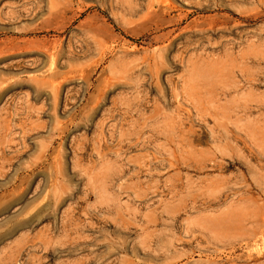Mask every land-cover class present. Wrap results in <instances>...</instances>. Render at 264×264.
Here are the masks:
<instances>
[{"label": "rangeland", "instance_id": "1", "mask_svg": "<svg viewBox=\"0 0 264 264\" xmlns=\"http://www.w3.org/2000/svg\"><path fill=\"white\" fill-rule=\"evenodd\" d=\"M170 1L165 18L195 12L159 26V0H0V264H264V0ZM185 77L206 112L172 97ZM140 108L158 112L159 151L112 126ZM105 168L113 185L87 195Z\"/></svg>", "mask_w": 264, "mask_h": 264}, {"label": "bare ground", "instance_id": "2", "mask_svg": "<svg viewBox=\"0 0 264 264\" xmlns=\"http://www.w3.org/2000/svg\"><path fill=\"white\" fill-rule=\"evenodd\" d=\"M159 2L160 3H164L165 4V6H164V8H163V10H162V13H159V26H161V25H166V26H171V25H175V26H180V24L186 19V18H188V16L190 15V14H192L193 12H195V10H193V9H188V10H186V11H180V12H178V14L175 16V17H173V18H165L166 16V14L167 13H170L171 11H173L174 10V8L175 7H177L176 5H174L173 4V2H171L170 0H159ZM152 14L153 13H156V12H151ZM156 15H158L157 13L154 15L153 14V18L156 16ZM156 18V17H155ZM158 18V17H157ZM210 26H212V25H210ZM178 27H175L174 29H177ZM213 28V27H212ZM174 29H171L169 32L171 33ZM201 30H203V28H200ZM179 35V34H178ZM12 47H14V46H12ZM167 47V46H166ZM207 62H209V60L208 59H206V58H204L203 56H202V54H200V53H197V54H193V57L191 56V57H189L188 58V60H187V63L189 64V63H192L193 65L194 64H197V63H207ZM164 64V63H163ZM155 65H157V64H155ZM153 68V67H152ZM155 68H156V70H153V69H150L151 70V77H159L160 76V74H161V72H162V68L161 67H159L158 69H157V67L155 66ZM55 72V71H54ZM53 72V73H54ZM56 74V73H55ZM53 77V76H52ZM140 77V76H139ZM136 78V77H135ZM250 78V80L251 79H253V77H249ZM167 79H168V81L170 82V81H172V78H171V76H168L167 77ZM184 81H185V83H184V85H183V87H182V89L180 90V91H175L174 89L171 91V95H172V97H174V98H176V97H178V96H180L181 97V99L182 100H187V101H189V103L190 104H192L197 110H198V112H206L207 111V109L205 110V109H202L203 107H201V106H203V102H199V99L198 98H200V97H202L203 98V95L205 94V91H204V86L202 85V84H200V83H198V84H193V80H192V82H190L191 81V78L189 79L188 77H185L184 78ZM252 81V80H251ZM189 83V84H188ZM256 93V92H255ZM163 94V93H162ZM135 95V94H134ZM139 95H141V94H139ZM136 96H137V94H136ZM142 96V95H141ZM130 97V96H129ZM133 97V96H132ZM126 98V97H125ZM124 98V99H125ZM131 99H133V98H131ZM136 99H137V101H136ZM136 99H134L135 101H136V105L138 106V107H136V108H139L140 106H142L143 105V99L141 98V97H138V98H136ZM178 99V98H177ZM201 99V98H200ZM131 101V100H130ZM126 102V101H125ZM132 103V102H131ZM131 103L129 102V103H127V106H128V111H129V109H131ZM116 104V103H115ZM123 104V103H122ZM125 104V103H124ZM123 104V105H124ZM126 106V107H127ZM133 106V105H132ZM240 107H241V105H240ZM246 109H249L250 111H253L254 110V105L253 104H249V105H247V106H244ZM133 109V108H132ZM191 109L189 108V109H185V110H183V108H182V105H181V103H179V100H178V104L175 106V111L174 112H191L190 111ZM131 111V110H130ZM159 112H161L160 110H159ZM120 113V117L119 118H117V120L115 121V123H113L112 124V126L115 128V127H119L120 129V132L122 133V135H125V138L127 139V141H129L130 143H140V145L141 146H143V147H146V146H148V144L149 143H154V145L156 146V151H157V148H158V151H159V119H158V112H151L150 114H148L147 112H143V111H141V108H140V110H139V112H119ZM57 125H59V124H57ZM125 125L127 126V128H125ZM60 126V125H59ZM63 126V125H62ZM62 126L60 127V128H62ZM56 127V126H55ZM59 129V128H58ZM61 130V129H60ZM63 130V129H62ZM65 130V129H64ZM112 131V130H111ZM63 133V132H62ZM100 134H101V132H100ZM113 133H111V135H112ZM161 134V133H160ZM119 135H120V133H119ZM118 135V136H119ZM100 136V135H99ZM98 136V137H99ZM113 136V135H112ZM84 138L85 137H83V140H84ZM103 138V137H102ZM102 138L101 139H99V142L98 143H100L101 144V140H102ZM119 138H120V136H119ZM122 138V140H123V136L121 137ZM97 139V138H96ZM79 140L80 141H82L80 138H79ZM98 140V139H97ZM169 141V140H168ZM119 142H120V140H119ZM126 142V141H125ZM78 143V146H79V142H77ZM91 143V142H90ZM93 144H96V143H94V141H93ZM93 144H92V146H93ZM103 144V143H102ZM185 144V143H184ZM97 145V144H96ZM95 145V148L97 147ZM127 145V144H126ZM131 145H133V144H131ZM131 145H129V146H131ZM77 146V145H76ZM77 146V147H78ZM101 146V145H100ZM99 146V147H100ZM117 146V145H116ZM74 147H75V145H74ZM74 147H73V149H74ZM90 147H91V145H90ZM79 148V147H78ZM87 148V147H86ZM92 148V147H91ZM77 149V148H76ZM75 149V150H76ZM100 149V148H99ZM108 149H109V146H108ZM119 149V148H118ZM44 150V149H43ZM84 150V147L82 148V151ZM95 150V152H97L96 151V149H94ZM94 150H92V151H94ZM104 151V150H103ZM108 151V150H107ZM110 151V150H109ZM115 151V150H114ZM113 151V152H114ZM84 152V151H83ZM112 152V151H111ZM99 152H97V154H98ZM117 153V152H116ZM45 154V153H44ZM59 154V153H58ZM62 154V153H61ZM74 154V153H73ZM81 154V153H80ZM60 155V154H59ZM83 155V154H82ZM86 155V154H85ZM92 155V154H91ZM114 155V154H113ZM118 155V154H117ZM146 155V154H145ZM75 156V155H74ZM81 156V155H80ZM108 155H106V157H107ZM122 156V155H121ZM158 155H156V157H157ZM76 157H78V156H76ZM91 157V156H90ZM99 157V156H98ZM118 157H120L119 155H118ZM173 157H175L174 155H173ZM61 157H59V159H58V155H56V156H54L53 157V161H56V163H57V165H58V172L57 171H55V174H57V173H61V174H63L64 175V171H65V169H66V167H65V164H64V162H63V160H61L60 159ZM97 158V157H96ZM109 158V157H108ZM123 158V157H122ZM164 158V157H163ZM171 158V157H170ZM40 159V161H39V163H43L44 162V159H43V156L41 157V158H39ZM110 159H111V157H110ZM80 157L78 158V159H76V160H74L73 162V165L74 166H77L78 164H79V162H80ZM88 160V159H87ZM90 160V159H89ZM102 160V159H101ZM100 160V161H101ZM113 160H115V159H113ZM108 161L109 162H107V165H108V163H111L110 162V160L108 159ZM112 161V160H111ZM116 161V160H115ZM123 161V160H122ZM103 162V161H102ZM102 162H100V163H102ZM169 162H171V161H169ZM89 164H90V162H88ZM94 163V162H93ZM97 163H98V160H97ZM120 163H121V161H120ZM103 164H105V163H103ZM103 164L101 165V166H103ZM170 164H172V163H170ZM174 164V163H173ZM87 165V164H86ZM95 165H97L96 163H95ZM106 165V164H105ZM110 165V164H109ZM112 165H116V164H112L111 163V166H110V168H114V167H112ZM121 165V164H120ZM99 166V165H98ZM122 166V165H121ZM88 167V166H87ZM86 167V168H87ZM104 167V166H103ZM103 167H101V168H103ZM106 167V166H105ZM133 167V166H132ZM172 167H174V166H172ZM96 168V167H95ZM99 168V167H98ZM107 168H109V167H107ZM107 168H105V172H104V174L103 175H101V177L97 174V173H94L93 175H91V177L90 178H92V179H94V180H96V181H94V180H92L93 181V183L91 182V183H89L90 185V191L88 192V194L87 195H89V196H91V195H96L95 193L96 192H98L97 191V189L99 188V187H97V185H95L94 184V182H99V179L101 180V182H103V188L105 189V188H108V190L110 189L109 187L110 186H112L111 185V182H112V177H111V175L112 176H114L115 174H112L111 172L109 173V171H112V170H109L108 169V171H106V169ZM116 168V167H115ZM115 168H114V171H116L115 170ZM138 168V167H137ZM84 169H85V167H84ZM92 169H93V166H92ZM92 169H90L91 170V172H92ZM120 169V168H119ZM95 170V169H94ZM124 170V169H123ZM136 170V169H135ZM50 171V170H49ZM85 171V170H84ZM96 171H97V169H96ZM134 171V170H133ZM86 172H87V170H86ZM122 172V171H121ZM99 173V172H98ZM137 173V172H136ZM140 173V172H139ZM129 174H130V172H129ZM137 175H139V174H137ZM141 175V174H140ZM116 176H118V175H116ZM129 176V175H128ZM119 177H120V175H119ZM115 177H113V179H114ZM129 178V177H128ZM131 179V178H130ZM140 179V178H139ZM135 179H133V181H134ZM67 181H69V180H67ZM136 181V180H135ZM131 182H132V180H131ZM133 183V182H132ZM135 183V182H134ZM126 186V185H125ZM124 186V187H125ZM135 186H136V184H135ZM120 187V186H119ZM123 187V186H122ZM127 187V186H126ZM57 188H59L58 189V193L56 194V196H55V203L56 204H59L60 205V203H62L63 201H64V198H65V194L67 193L68 194V187L64 184V182H59L58 184H57ZM134 189V188H133ZM139 189H141V188H139ZM70 190V189H69ZM72 190V189H71ZM107 190V189H106ZM105 190V193L106 192H108V190L106 191ZM136 190V189H135ZM136 191H138V190H136ZM135 191V192H136ZM100 192V191H99ZM101 193V192H100ZM104 192H102V194H105ZM130 193H132L131 191H130ZM139 193H141V192H139ZM101 194V195H102ZM100 195V194H99ZM106 195H107V193H106ZM110 194H108V196H109ZM132 195V194H131ZM136 195V194H135ZM140 195V194H139ZM86 196V195H85ZM142 196V195H141ZM98 196H96V198H97ZM101 197V196H100ZM99 197V198H100ZM105 197V196H104ZM131 197H133V196H131ZM146 197V196H145ZM107 198V197H106ZM109 198V197H108ZM136 198L138 199V197L136 196ZM140 199H142L141 197H139ZM84 199V198H83ZM143 199H144V196H143ZM106 200V199H105ZM110 199H107V201H109ZM118 200V199H117ZM145 200V199H144ZM100 201V200H99ZM134 201V200H133ZM135 201H136V199H135ZM102 202H105V201H103L102 200ZM101 202V203H102ZM96 203H100V202H96ZM106 203V202H105ZM108 203H110V202H108ZM108 203L106 204V207L107 206H109L108 205ZM192 203V202H191ZM85 204H86V202H85ZM118 204V203H117ZM119 204H120V202H119ZM128 204V203H127ZM50 205H51V203H50ZM55 205V204H54ZM91 205V204H90ZM96 205V204H95ZM99 205V204H98ZM98 205L96 206V207H98ZM104 205V203L101 205V206H103ZM145 205V204H144ZM140 206H141V204H140ZM43 207V206H42ZM41 207V208H42ZM88 207V206H87ZM95 207V206H94ZM100 207V206H99ZM98 207V208H99ZM111 207H112V205H111ZM136 207H137V205H136ZM142 207H143V205H142ZM41 208H40V210H41ZM55 208H56V206H55ZM54 208V209H55ZM108 208H110V206L108 207ZM38 209V208H37ZM87 209V208H86ZM86 209H82V211H86ZM89 209V211L86 213L87 215H88V213L90 212V208H88ZM100 209H101V207H100ZM103 209V208H102ZM102 209H101V211H102ZM104 209H105V207H104ZM45 210V209H44ZM111 210V209H110ZM131 210V209H130ZM133 210V209H132ZM137 210H138V208H137ZM141 210V209H140ZM74 209L71 207V206H68V207H66V209H64V211H63V213H65V215H62V227L64 228H67L68 226L70 227V229H72V230H77V231H80L82 228H81V226H80V223L82 222L81 220H83V218H81V217H83L80 213L77 215V214H74ZM111 212V211H110ZM110 212H108V210H107V213H110ZM138 212V211H137ZM76 213V212H75ZM40 214V213H39ZM45 214V213H44ZM82 214H84V212L82 213ZM91 215V214H90ZM33 216H34V214H33ZM92 218H94V217H92ZM23 219V218H22ZM25 219H26V217H25ZM30 219V218H29ZM34 219V218H33ZM31 220V222H30V224L34 221V220ZM40 219V218H39ZM16 220H18V218L16 219ZM20 220V219H19ZM36 220V219H35ZM15 221V220H14ZM21 221H23V220H21ZM27 221H28V219H27ZM26 221V223H27V225H28V222ZM19 222V221H18ZM92 222V221H91ZM36 223H37V220H36ZM29 224V225H30ZM82 224V223H81ZM93 224V222L91 223V225ZM19 225V224H18ZM17 225V226H18ZM23 225H24V223H23ZM23 225H21L20 224V226H23ZM33 225V224H32ZM83 225V224H82ZM85 225V224H84ZM15 226V225H14ZM45 226V225H44ZM43 226V227H44ZM47 226H49V225H46V227L45 228H47ZM93 226V225H92ZM23 227H25V225L23 226ZM42 229V228H41ZM44 230V229H43ZM43 230H41V231H43ZM8 232H10V230L8 231ZM44 232V231H43ZM46 232V231H45ZM37 233V232H36ZM42 233V232H41ZM63 233V232H62ZM38 234V233H37ZM36 234V235H37ZM26 235V234H25ZM24 235V236H25ZM28 235V234H27ZM34 235H35V233H34ZM41 235H43V234H40V236ZM51 235L52 234H49V237L51 238ZM30 236V235H29ZM38 236V235H37ZM39 236V239H41V237ZM47 236V235H46ZM54 236V235H53ZM58 236H60L59 234H58ZM62 236H64V237H66V236H68V233H65V231H64V234L62 235ZM26 237V236H25ZM43 237H45V235L43 236ZM55 237V236H54ZM53 237V238H54ZM57 237V236H56ZM61 237V236H60ZM31 238V237H30ZM34 238H37V237H34ZM48 238V237H47ZM47 238H45L46 240H47ZM61 239V238H60ZM22 240H24V239H22ZM28 240V239H27ZM26 240V241H27ZM32 241V240H31ZM34 241V240H33ZM25 242V241H24ZM44 242H46V241H44Z\"/></svg>", "mask_w": 264, "mask_h": 264}]
</instances>
